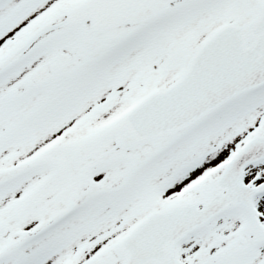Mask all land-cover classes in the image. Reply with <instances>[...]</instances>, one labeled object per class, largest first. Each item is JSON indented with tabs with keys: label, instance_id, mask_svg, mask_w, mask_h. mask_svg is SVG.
I'll return each instance as SVG.
<instances>
[{
	"label": "snow or ice",
	"instance_id": "6c2138e0",
	"mask_svg": "<svg viewBox=\"0 0 264 264\" xmlns=\"http://www.w3.org/2000/svg\"><path fill=\"white\" fill-rule=\"evenodd\" d=\"M0 264H264V0H0Z\"/></svg>",
	"mask_w": 264,
	"mask_h": 264
}]
</instances>
